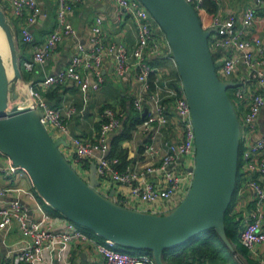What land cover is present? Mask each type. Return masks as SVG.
Listing matches in <instances>:
<instances>
[{"label":"built area","instance_id":"2783aa9c","mask_svg":"<svg viewBox=\"0 0 264 264\" xmlns=\"http://www.w3.org/2000/svg\"><path fill=\"white\" fill-rule=\"evenodd\" d=\"M77 1L56 0L54 29L41 43L34 45L32 60L20 62V66L31 70L34 63H44L61 39L75 35L67 14ZM114 1L122 13L135 22L134 45L129 48L122 43L105 44L101 18L97 16L91 26V47L84 48L77 44L69 63L56 73L45 75L39 85L48 88L70 81L86 96L89 90H97L103 82L101 66L107 56L113 58L115 76L120 77L126 73L135 76L138 88L132 105L141 116L146 110L133 130L134 136L141 134L144 137L138 161L120 169V159L108 156V136L120 127L122 112L104 107L94 139L74 136L69 140L73 152L70 162L76 172L86 178L89 163L95 161L97 190L107 196L113 189L112 197L120 205L164 214L179 203L191 183L190 169L194 165L195 144L190 110L180 79L177 76L164 78L161 70L149 63V58L155 56H169L173 59L166 37L149 11L139 0ZM187 1L195 10L205 11L201 6L202 0ZM212 1L217 6L221 3L220 0ZM255 2L264 8V0ZM0 7L10 21L16 42L18 38L22 42H32L31 26L42 14L38 0H0ZM5 9H8V15ZM204 18L205 15L201 20L204 28H216L212 47L209 44L210 50L228 51L219 58L221 66L218 70L222 79L228 80L242 63L256 84L251 94L239 87L232 92L233 103L236 101L238 107L239 103L244 106L242 117H239L240 141H244L238 158L243 171L240 188L243 186L251 189L255 198L254 207L240 221L238 239L252 260L264 264V257L259 255V248L264 245V183L260 181L264 179V136L253 142H245L255 130L256 118L264 105V41L249 30L257 21L253 7H247L241 13L230 12L223 16L216 14L208 24ZM91 77L94 79L91 80ZM25 95V105H19L39 109L40 121L47 131H56L66 138L69 134L67 120L76 112V107L70 103L51 106L39 89L35 88H30ZM170 125H174L180 133L174 140L166 131ZM1 157L4 158V162H0L3 177L17 172L27 173L0 152ZM15 191L31 197L35 203L34 208L29 210L17 199L2 201L10 192ZM13 224L18 226L20 246L8 262L1 264H70V247L77 242L93 247L102 256L101 264H155L153 257L147 253L118 250L113 241L91 236L63 215H50L35 200L32 192L0 184V230L8 231Z\"/></svg>","mask_w":264,"mask_h":264},{"label":"water","instance_id":"95a60500","mask_svg":"<svg viewBox=\"0 0 264 264\" xmlns=\"http://www.w3.org/2000/svg\"><path fill=\"white\" fill-rule=\"evenodd\" d=\"M149 11L169 44L194 130L192 179L179 203L164 214L128 208L97 190L96 162L81 177L61 151L64 137H52L40 121L41 111L21 106L17 82L23 79L12 26L0 7V28L9 53L12 75H7L0 53V152L29 175L38 195L52 209L116 245L150 250L155 264H165L163 251L195 234L214 229L233 249L225 231L224 215L236 187L240 121L228 89L220 79L208 38L216 28H204L187 0H139ZM146 110L143 111L144 116Z\"/></svg>","mask_w":264,"mask_h":264},{"label":"crops","instance_id":"0c3cea01","mask_svg":"<svg viewBox=\"0 0 264 264\" xmlns=\"http://www.w3.org/2000/svg\"><path fill=\"white\" fill-rule=\"evenodd\" d=\"M38 2L41 6L42 14L39 20L31 26L33 40L32 42H23L17 45L18 57L22 62L32 60L34 45L41 43L56 25V0H38ZM220 2L216 14L221 16L230 12L241 13L247 7H253L256 12L257 21L249 30L264 41V8L257 4L255 0H220ZM6 13L8 15V9ZM97 16L101 18L102 37L105 44L110 42L122 43L129 48L134 45L136 40L135 22L122 13L120 7L114 0H101L97 2L93 0H79L73 3L71 11L67 14L68 21L75 29V35L61 39L53 53L44 63L33 64L32 69L28 70L29 74L26 77L23 75V80L26 83H21L22 91L19 93L28 94L29 89L39 85V82L42 81L45 75L54 74L59 69L65 67L69 63L71 56L76 52L77 44H81L84 48H90L91 26L94 18ZM224 51L228 52L226 49H216L213 51V57H216ZM153 60L156 61L155 65L161 70L164 78L167 76H177L176 64L169 56L149 58V61ZM101 73L103 75V82L97 90H89L86 96L83 95L77 85L70 81L48 88L42 87L39 90L42 97L51 106H61L70 103L76 107V112L67 120L69 134L65 140L68 142V145H62L61 147V150L69 158L72 157L73 153L72 146L69 143L71 137L75 136L88 140L96 137L99 129L100 114L104 107H112L122 112L120 127L108 136L109 149H111L114 138L121 131L125 119L127 120L132 112H137L134 111L132 105L133 97L138 88V82L135 76L132 73H126L120 77L115 76L113 74V58L111 56L104 58ZM93 79L94 77H91V80ZM227 79L233 81L235 85L241 84V87L248 94H251L255 90L256 84L249 77L248 71L242 63L234 74ZM239 106L241 110H244V106H241L240 103ZM133 130H131V137L129 139L118 142V148L126 151L125 160H128L123 165L120 156L114 155L120 159V169L125 168L126 165H134L139 159V152L141 151L144 137L141 134L134 136ZM166 131L171 140L178 138L180 134L174 125L168 126ZM53 133L54 135L52 137L54 138L62 137L56 131H53ZM260 136H264V105L261 107L256 118L255 130L249 134L245 142H253ZM241 144L243 148V140ZM0 160V162H4L3 157ZM242 180L243 177L240 178L237 186V197L233 205V211L241 212L243 218L252 210L255 205V198L251 189L243 186L240 188ZM260 181L264 183V179ZM0 184L21 187L30 191L33 193L35 200L42 205L41 199L38 197V193L27 173L17 172L3 177V174L0 172ZM12 199L19 200L29 210L34 208V201L26 193L20 191L10 192L2 201L7 202ZM19 239L20 234L17 224H13L8 231L0 230V264L8 262L11 259L15 249L20 246ZM70 249V264L102 263V256L93 247L77 242L73 243ZM57 252L56 256H58ZM259 255L264 257V245L260 246ZM256 264L258 263L256 262Z\"/></svg>","mask_w":264,"mask_h":264},{"label":"trees","instance_id":"16d2710c","mask_svg":"<svg viewBox=\"0 0 264 264\" xmlns=\"http://www.w3.org/2000/svg\"><path fill=\"white\" fill-rule=\"evenodd\" d=\"M201 6L205 11L204 12L200 11L201 15L198 14L200 20H202L203 15H205V17H208L209 19L216 15L218 6L214 1L202 0ZM149 63L155 65L156 61L155 60L149 61ZM177 77L179 79L178 74ZM141 119L142 116L138 112H132V114L128 116V119L127 120L125 119L121 127V131L114 138L111 144V149H109L108 156H114V155L120 156L123 165L128 162V160L127 161L125 160L126 151L118 148L119 145L118 142L125 139H129L131 137V130L134 129L138 123H140ZM241 148H242V144L240 141L239 154L241 152ZM240 178H241L240 162L238 160L236 187L233 192L231 202L228 205V208L226 209L224 215L225 231L231 245L233 246V249L238 253V255L245 262V264H256V262L249 257L246 248L240 243L238 239L239 238L238 231L240 227V220L242 218V213L234 212L233 205L236 201L237 186L240 181ZM38 197L41 199V201H43L39 195ZM45 205L48 206L46 203ZM54 211L56 212V214L54 215L60 214L56 210ZM77 226L84 232L90 235H95L99 239L103 240V238L96 235L93 231L79 225ZM118 246L123 247L121 245H116V249ZM127 249H129L130 252H132V250H135L137 252H144L152 256L150 250H145V249L138 250L132 248H127ZM163 260L165 264H242L239 261V259H237L235 254L218 237L214 229H207L202 232H199L177 247L166 248L163 251Z\"/></svg>","mask_w":264,"mask_h":264},{"label":"rangeland","instance_id":"374dc122","mask_svg":"<svg viewBox=\"0 0 264 264\" xmlns=\"http://www.w3.org/2000/svg\"><path fill=\"white\" fill-rule=\"evenodd\" d=\"M5 11L7 12V10L5 9ZM197 12V14H199V15H201L200 14V11H196ZM204 22L206 23V24H208L209 23V21L211 20V18L209 19L208 17H205L204 19ZM214 36H215V33L213 32V33H211V35L209 36V38H208V41H209V44H210V47H212V44H211V42H212V40L214 39ZM23 42L22 41H20L19 40V38H18V40H17V45H20V44H22ZM0 53H1V55H2V57L8 62V52H7V50H6V48H5V45H4V43H3V41H2V38H1V36H0ZM228 52H226V51H224L223 53H221V54H219V55H217L216 57H213V59H214V65H215V70H216V73H217V75L219 76V78L220 79H222L223 77H222V75L220 74V72H219V68H220V66H221V60L219 59L220 57H222V56H224V55H226ZM20 61V60H19ZM20 62H22V61H20ZM7 68H9V64H7ZM21 72H22V74L26 77L28 74H29V71L28 70H26L25 68H24V66H21ZM24 78V77H23ZM23 83H26L23 79L21 80ZM237 87H239V88H242L243 89V87H241V84H239V85H235V86H232V87H230L229 89H228V93L230 94V97H231V99L234 101V98H233V94H232V92H233V90L235 89V88H237ZM35 89H39V90H41V86L40 85H37V86H35L34 87ZM17 93L19 94L18 95V98L16 99V100H14L13 102L14 103H20L21 105H25V100L23 99L24 97H26V95L23 93H19V92H21L22 91V88H21V86L19 85V84H17ZM234 105H235V107H236V110H237V113H238V115H239V117H242V114H243V110H241L239 107H238V104H237V102L235 101L234 102ZM49 132V134L52 136V135H54V133H53V131L52 130H49L48 131ZM62 147V146H61ZM60 147V148H61ZM62 151V150H61ZM63 152V151H62ZM63 154L67 157V159L70 161V158H69V156H67L64 152H63ZM240 173H241V176H242V174H243V172H242V170H240ZM43 200V199H42ZM42 202V205H43V207L47 210V212L50 214V215H54V214H56V212L48 205V206H46L45 205V201L43 200V201H41ZM254 207V206H253ZM91 236H93V237H95V238H97V239H99L97 236H95V235H91ZM122 250H121V249ZM117 249L118 250H121V251H126V252H130L129 251V249H127V248H123V247H117ZM137 251H135V250H132V252H130V253H136Z\"/></svg>","mask_w":264,"mask_h":264},{"label":"bare ground","instance_id":"6f19581e","mask_svg":"<svg viewBox=\"0 0 264 264\" xmlns=\"http://www.w3.org/2000/svg\"><path fill=\"white\" fill-rule=\"evenodd\" d=\"M0 36H1L2 41H3L4 45H5V48H6L7 52H8V48H7V45H6L5 37H4L3 31H2L1 28H0ZM7 54H8V62L4 58L3 59H4V62H5V67H6V70H7V75L8 76H11L12 75V70H11V66H10V63H9V53H7ZM7 64H9V68H7ZM21 83H22V81L21 80H18L17 84H19L21 86Z\"/></svg>","mask_w":264,"mask_h":264}]
</instances>
